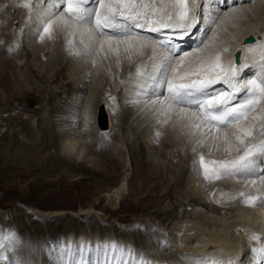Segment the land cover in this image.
Instances as JSON below:
<instances>
[{
  "label": "bare ground",
  "instance_id": "obj_1",
  "mask_svg": "<svg viewBox=\"0 0 264 264\" xmlns=\"http://www.w3.org/2000/svg\"><path fill=\"white\" fill-rule=\"evenodd\" d=\"M88 1L89 3L85 5L86 8L91 10L97 7L95 0ZM248 1H253L252 5L246 3ZM7 2L11 4L12 7L16 8V12H18V15H22L15 23V28L18 27L19 29H21L22 33L20 36L18 35L17 38L13 39L12 42L14 45H16L17 43H20V45H22L24 43L29 54L28 56H31L34 61H37L38 59L36 56L38 50L46 51L47 53H45L50 55L48 57H45V61L49 64V66H51L54 52H58L57 54H60V56L66 61L65 67L67 68V70H71L70 74H72V76L74 77L76 76L75 81L77 82H80L81 79L83 77H86L85 75L89 73L94 78H98L105 82H111V78L115 77L114 75H112L113 72H117V68L119 69V67L121 66L124 67L123 74L120 78H118L116 84L112 87L110 86L109 90H104L105 93L104 95H102L103 98L95 99L92 102H89L88 105L83 106L84 108H86L87 106L92 107L93 129L88 132L89 134L92 133V131L93 133H99L102 136L109 134L111 136H115L116 139L118 138L120 142V140L122 139V137H120L122 135L120 134L121 132H116L115 134L112 133L115 127H119L124 130L123 123H130V127L132 123L138 118V115L141 116V114L143 115V123L147 119L149 120V122L153 121L154 123L150 135L146 134L148 138L146 139V136L144 138L146 140L143 143L140 142L137 146V148L139 149H131V151H129L128 149L129 153L127 152L128 154H123L124 156L122 158V163L118 161H116V163L114 159H111L112 162L109 163L111 164V167L113 169L112 171L117 170V173L116 175H110L102 170L104 168V162L102 161V163H99V161H97L96 159V157L98 156H94L96 154H99L104 157V149L103 152H101L100 149L102 150V147L99 146V144H93V147L90 148L91 146H89L88 144L89 142H91V136L89 137V135H86V137L84 138L85 143L80 140L83 138V133L87 131L84 127H86V125L90 123L91 119L87 117V114H85L87 109L83 111L84 115L86 116H83V119L81 121L77 119V115L74 112H76V108L81 104L82 101L80 100L81 97L79 94L73 93L74 88H72V85H67L64 90L61 91L66 94L67 98L69 97L68 94H70L71 96L68 98L70 100L65 101V103H67L70 108V110L65 111V114H62L59 110H54V114H49L47 111L41 110L43 108L42 104L38 103L37 101L32 102L33 100H31L34 96L32 94L34 93V91L30 90L32 91V93L30 91L25 92L24 96L27 95V100L25 99V102H28L25 103L28 110L26 117H30L32 119V122L24 125L22 130L20 131L21 133L19 132L18 135L23 134L24 131V138L30 139V141L34 143V141H36L35 137L30 134H26V132L28 133V131L37 128V125L39 128L44 122L51 125L54 122H57L56 124H58V128L61 130V132H59L57 135L59 137V142H56L55 153L57 154V157L59 156L61 158L59 162L63 163H61V165L54 163L53 165L56 166L54 168V171H56V173H59L58 169L63 168V165H66L65 167L68 166L67 168H70L74 171V173L71 175L74 178H81L84 174H90V178L95 182V187L102 191L101 195L107 202V206H109H106L101 210V216L103 217H100V220L103 219L105 217V214L107 213H110L111 215L116 214V210H113L112 207L117 206L118 202L122 199V195L128 190V186H130L129 181L126 179L127 173H125V171H128L129 166L132 167L136 165L137 169L135 173L136 183L131 180V187L135 189V192L133 191L135 193H133V197H135L137 202L140 201L141 204L145 206L142 207L141 205V208L143 209L139 208V210L147 211L151 209V207L157 206L160 203L161 197L159 195L153 196L152 192H149L151 190H158L164 182V180L160 181V179L163 178V173H159L158 171L161 170L160 168H162L163 170H166V172H173V169L169 167L171 163V152L173 151L175 152V155L183 156V147L186 144L191 145L197 140L199 142L205 140L204 143H206V146L204 145L205 147L201 148L200 150L198 149L199 152L196 151L198 153L194 158H191L192 162V159H194L195 162H193L194 164H192L195 165L194 167L198 171L197 175H195V180L192 179L191 181V187L193 189L198 188V190H200V186H197L198 184L195 186V182L201 180V177L202 179H204L202 170L199 168L198 164L199 156L204 155L206 160L222 158V149L218 151L215 147V144L218 142L213 141L211 137L202 138L198 131H195L188 126L190 123L189 121L180 120L177 116V113H179L180 111L179 106L174 107V111L170 114V118L167 119V123H165L164 121L166 117L159 114V105H157L155 109H152L151 102H145L144 95L139 93V87L137 84L138 78L136 76V66H140L142 70L148 71L153 63V60L155 59V61L158 62L161 56L165 54V49L161 48L159 44H152L151 42H148V46L146 48L140 49L139 51L132 50L131 52H125L124 46H121L118 52L98 53L97 49L99 48V42L97 41L91 52H89L85 47V44L87 43L86 36L82 37L79 30L74 32L72 28L65 26L60 21V17H63V19L67 20L70 25H76L77 29L83 28L86 30L91 27V25H80L79 22L73 20L72 17L63 10L65 7V0H33L31 13L28 9L20 7V4L23 2V0H7ZM157 6L159 7V4H157ZM195 7H197L201 13L199 23L194 29L190 30V35H186L183 39H174L173 41L174 45L180 49V54L192 52L194 53V57L190 59L198 57L200 61L205 65L214 63L215 58L218 55L221 68H228L231 65L232 67L240 69L237 76L238 80L243 81L257 78V76L260 75L261 66L264 65V59H262L261 55L262 53H264V0H220L218 16L214 14L218 10L217 5L212 4L210 6L208 0H205L202 8H199V5H196ZM1 9H3V6H0V10ZM249 13H251V15L253 13H257L256 16L258 15V17H254V15L248 17ZM49 19H55L57 21V23L53 24V27L50 30L52 38L48 39L46 36L44 40H41L39 39V34L42 31L41 25ZM166 31L167 30H164L159 33L145 31L143 34L150 36L153 39L159 40L165 36ZM82 39L85 41L84 43L81 42ZM33 41H37L38 45L37 43L36 45H32ZM12 45L10 47H12ZM197 47H199L201 51L196 52L195 50L197 49ZM55 49H57V51ZM249 49H251V51H249ZM153 52H155V56H153ZM235 53H239L240 62L238 64L234 63ZM57 54L55 56H58ZM185 63H187V61ZM216 73L223 75L220 68L215 69V73L213 74ZM32 76L38 78V75L36 74H32ZM7 83L8 82H6L5 84ZM107 86L109 87V85ZM121 87H124L128 92L125 98H127V103L132 110L130 112H123L127 114L125 118L126 121L123 120V117H121L120 104L122 103L119 104L118 102L119 99L121 100ZM214 87L220 88L222 87V85L217 84ZM9 91L11 92V90ZM37 91H39V89ZM138 95L139 99L137 100ZM110 97H115L116 99L112 100L110 99ZM153 99H155V97H153ZM161 99H163V97H161ZM108 102L113 106L111 110L108 108ZM36 103H38L37 105H39L40 107L36 108ZM104 103H106L107 105L106 107H104V110L106 112L104 114L105 126L99 127L98 112L100 109H102ZM20 104L22 105V102ZM262 106H264V104H258L256 106V112L250 113L248 120L244 121L243 123L258 124L259 121H253L252 116L260 115L259 110ZM50 107L52 108L53 105ZM46 112L48 114V117L44 116ZM49 112L52 111L49 110ZM95 114L97 115V126ZM34 116H36V118ZM150 117L152 118L151 121L149 119ZM74 124L77 126L76 131L72 130L75 128H73ZM164 127H167L170 132L167 136V140L169 139V142H166L164 140L163 145L165 150L158 154L156 152H154L152 155L150 153H147L148 156L142 157L144 153L143 151L148 150V147L150 145L149 142L153 137V133L155 135L159 130L160 134L161 132H163L164 134ZM52 129L53 128H50L51 131ZM133 130L135 131L137 129L135 128ZM221 131H224V129H221ZM228 131H231V129H229ZM14 136L16 137L17 134H14ZM17 138L18 137L15 138V144L18 146L19 140ZM99 139L101 140V138ZM154 139L156 138L154 137ZM114 144V149L118 154H120L119 152L121 151H119V147L116 143ZM209 145H211L212 149H215V151L212 152L211 155L209 154ZM23 147H26L30 152V148L32 146L31 144L28 145L27 143H25ZM87 149L89 152H87ZM111 149L113 151V148ZM236 154L237 153L235 152V149H233L232 155L235 156ZM156 155L160 157L157 160V165L156 163H153ZM13 156L14 158H12L11 166L9 164L8 168L15 171V173L20 176L21 174H24L25 176L32 175L33 179L28 183L29 187L31 188V197L34 200H45L49 203V205L46 208L43 207V209L34 206L35 209L40 212V220H47V218L51 215L62 214V212L64 211L55 208L60 206V199H69V193L67 189H55L53 191H50L49 189L44 190L43 186L56 185L60 182L62 183L66 181V175L61 173V175L57 177V174L54 173L55 178L48 179L44 177V179L41 180L44 181L41 186L40 184L36 183V181L38 180V176L37 178H34L33 175H35V173L32 174L31 172L32 170L34 171L35 169H37L35 159L30 156V154L28 156L26 155L27 157L23 160L24 164L21 167L20 162L18 161L19 158L14 154ZM47 160L51 159L49 158ZM142 165H145V167H143ZM148 166H153L154 168L150 170L147 168ZM191 167L193 168L192 165ZM43 170L45 173H49L51 171H49V169H47L46 167L43 168ZM142 170L146 171L143 172ZM155 170H157V172H155ZM186 170L187 169L184 165L182 172L184 173ZM147 171H149V173L158 175L156 177L151 174V176H148L149 174L147 173ZM256 171L257 177H252L247 180L239 178H225L221 180L204 179L207 184L212 185L211 190H213L217 185L219 186L221 183H223V181L227 182L228 189L225 190L226 192H224L223 198L226 202L230 203L238 199L237 201L239 203L236 202L237 205L234 207L227 209L223 207L221 210L217 209L218 211H213L215 208L212 207L213 210L209 212L206 211L207 206L204 201L202 202L200 201V199H190L186 203H182L181 201L182 205L178 206V209L183 206L185 207L182 213L183 215L180 220L178 219V223H176V225L171 228L169 238L165 239L171 243V250L173 252L168 257L155 254L145 255V252L143 250L134 251L133 247L135 244L119 240L118 238L110 237V234H113V236L121 235V232H118L121 230H119V227L116 228L113 226H101L95 227L94 231L92 230V228L89 230V228H87L85 224L80 225L79 227L75 225V227L73 228L75 233L74 235H72L69 232H65V228H62L61 226H54V224H51V226H54L51 234L54 235L53 233H60L62 236V241H57L58 245L53 249H48L47 245V258H42L43 260L45 259L44 261H40V255L37 254L38 252L30 255V258L28 257L29 259L27 258V261L25 262V260H20V258H18V255L15 254L16 251H12L13 253H8L7 250H4V255L8 257V259L0 261V264H15V262H22V264H120L121 254L118 250L115 253L113 252L112 248L110 247L113 244L117 245L118 248L127 246V248L131 250V254L129 252L123 253V261H129L131 259L136 261L137 264H139L140 260L147 261L148 264H237L238 261H241V258H243L242 264H264V199L257 200L256 203L251 205L244 203L248 195L264 198V184H261L258 179L259 174L261 172H264V157L258 160V167ZM194 172L196 173V170ZM198 175L201 177L199 178ZM252 179H256L255 184L251 182ZM138 181L140 183H137ZM153 181H155V183L151 184L150 182ZM231 181H233V183L235 184H230L229 182ZM101 183H104L106 187H104V185H102ZM180 184L181 183L179 181H175L174 184L170 185L169 191L166 192L170 193L171 190L176 188L178 189ZM139 188L140 190H138ZM222 188H224V186ZM233 188L236 189L237 192ZM8 192L11 195H16L18 193V189L13 188ZM82 192L84 193L85 191L82 190ZM241 192L245 193L246 195L244 197H241L239 195V193ZM140 193L144 195L146 194V196L143 197L144 195H137ZM216 197L217 196L215 194L213 196L215 202ZM24 198L26 199V197ZM151 201L155 202V204L148 206ZM131 203L133 204V206L137 205L133 201H131ZM138 205L140 204L138 203ZM188 205H191L192 213H189V211L186 209ZM92 206L93 208L95 207L94 204ZM198 208H202L203 211L202 209L197 211ZM93 210L96 211L95 209ZM157 210L158 209H155L153 211L156 216L162 215L164 213L163 211ZM91 211L92 207L88 208L86 206L79 207L76 210L79 215L81 213H84L86 214V216L90 215ZM26 218H28L27 215ZM29 219L35 220L32 217H30ZM73 221L77 222L76 219H74ZM31 223L37 224L38 228L36 231L39 232L40 230L38 229L40 228V226L39 222H37V219L35 220V222ZM128 225L134 227L135 225H137V223L132 222ZM98 232L101 233V235H99ZM10 233V228H3V230L0 232V239L6 238ZM137 233L134 234L133 232L134 240H139ZM86 236L87 238H85ZM12 243V240L10 241L5 239V244L8 246V248L10 247V245H13ZM23 243L25 244L24 240ZM142 251L144 252L143 254ZM130 255H132V258L129 257Z\"/></svg>",
  "mask_w": 264,
  "mask_h": 264
},
{
  "label": "rangeland",
  "instance_id": "obj_2",
  "mask_svg": "<svg viewBox=\"0 0 264 264\" xmlns=\"http://www.w3.org/2000/svg\"><path fill=\"white\" fill-rule=\"evenodd\" d=\"M246 3L252 5L253 1H248ZM0 6L1 7L3 6V9L0 10V16H1L0 17V232L3 230V228H10V232H11L10 234L15 233L16 236L18 237V239L13 241L12 243L13 245H10L11 248L10 247L8 248V246L5 244V239H7V237L10 234L7 235V237L4 239L3 238L0 239V245L4 246L2 249H0V251L7 250L8 253L12 251L13 252L16 251L15 254L18 255V258H20V260L22 259L25 260V262L27 261L28 257L30 258V255H33L38 252L37 254L40 255V261L42 262L43 260L42 258L45 259L47 258L46 257L47 245H48V249H53L55 246L58 245V242L62 241L61 239L62 236L60 233H53L54 235L51 234L54 226H61L62 228H65L66 230L65 232H69L72 235H74L75 231L73 230V228L75 227V225L79 227L80 225L85 224V226H87L89 230L92 228V230L94 231H95V227H101V226L102 227L113 226L116 228L119 227V230L120 229L123 230L124 228L123 231L121 230L118 231L121 232L120 233L121 235L113 236V234H110L111 235L110 237L118 238L119 240H123L125 242L135 244L133 247L134 251L143 250L145 252V255L155 254L159 256L161 255L168 257L173 252L171 250V243L165 239L169 238V233L171 231V228H173V226H175L176 223H178V221L181 219L183 215L182 213L185 207L183 206L179 208L180 210L178 209V206L182 205L181 201L182 203H186L190 199H195V200L200 199V201L202 202L204 201V203L207 206L206 211L209 212H211L213 208H215L213 211H218L221 210L223 207L227 209L237 205L236 202H238L237 201L238 199H236V201L235 200L232 201L234 204L232 202L230 203L224 200L223 194L224 192H226L225 190L228 189L227 187L228 183L225 181H223V183H221L219 186L217 185L216 187H214L213 190H211L212 185L207 184V182L204 179H202L201 176L198 175L199 178L201 177V180L195 182L196 183L195 186L198 184L197 186L198 187L200 186L199 187L200 190H198V188L193 189L191 187L192 186L191 181L192 179L195 180V175H197L198 172L197 169L194 167L195 165H193L194 164L193 162L195 161L194 159H192L193 160L192 162L191 158H194L195 155L199 152L198 149L200 150L201 148L206 146V143H204L205 140L202 141L203 143L200 142L199 144L197 140L196 142H193L194 144L193 143L191 145L186 144L183 147L184 148L183 156L181 155L178 156L175 155V152L173 151L171 152L172 153L170 154L171 163L169 167L173 169V172L171 173L166 172V170H163L162 168H160L161 170L158 171L159 173L160 172L163 173V178H161L160 181L164 180V182L162 183V186L158 190L156 191L151 190L149 192L150 193L152 192L153 196L159 195L161 197L159 203L160 205L158 204L157 206H153L151 207V209L147 211L139 210V208H141V205L142 207L144 205L141 204L140 201L137 202L135 197H133L135 194L134 193L135 189L131 187V180L134 183H136L135 173L137 169H136V165L132 167L129 166L128 171H125V173H127L126 179L129 181L130 186H128V190L122 195V199L121 201L118 202L117 206L112 207L113 210H116L115 212L116 214L111 215L110 213H107L105 214L104 217L105 219L103 218L104 220L103 219L100 220V217H103L101 216V210L107 206V202L104 200V197H102L101 195L102 191L97 187H95L96 186L95 182L90 178V174H84L82 175L83 177L81 178L80 177L74 178L71 176L74 173V171L71 170L70 168H67L68 166L65 167L66 165H63V168L58 169L59 173H56V171H54V168L56 167L55 165H53L54 163L60 165L61 163H63V162H59L61 158L59 156L57 157L56 156L57 154L55 153L56 142L57 143L59 142V137L57 135L59 132H61V130L58 128V124H56L57 122H54L52 125L44 122L41 124L39 128L37 125V128L28 131V133L26 132V134H30L35 137L36 141H34V143H32L30 139L24 138L23 136V134L25 133L24 131L23 134L18 135L24 125H27V123L29 124L32 122V119L30 117L28 116L26 117L28 110L25 103L28 102H25V99L27 97V95L24 96L25 92L30 90L34 91V93L30 91L34 95L33 96L34 99L33 98L30 99L33 100L32 102L37 101L38 103H41L43 107L41 110L47 111L49 114H54L53 112L54 110H59L62 114H65L66 113L65 111L70 110L69 105L65 103V101L70 100L68 98L71 96L70 94H68L69 97L67 98L66 94L61 91L64 90V88L67 85H72L73 86L72 88H74L73 93L79 94L81 97L79 98L82 101L81 104L76 108L77 109L75 110L76 112H74L77 115V119L81 121L83 119V116L84 117L86 116L83 113L85 109H87L85 114H87V117L91 119L90 123H88L86 127H84L87 131L83 133L82 135L83 138L80 140L83 143H85L84 138L86 137V135H89V137L91 136L90 137L91 142H89L88 144L89 146H91L90 148L93 147V144L94 145L99 144V146L102 147V150L100 149V151L103 152L104 149L105 152L104 157L99 154H96L94 156H98L96 157V159L97 161H99V163H102V161L104 162V168L102 170L110 175H116L117 173L116 172L117 170L112 171L113 169L111 167V164L109 163L112 162L111 159L112 160L114 159L115 162L118 161L122 163V158L127 152L129 153L131 149L132 150L139 149L137 148L139 143L140 142L143 143L148 138L147 135H150V132H152L151 129H153V125H154L153 121H151L152 118L151 117L149 118L151 122H149V120L147 119L146 120L147 122L145 121L143 123V119H142L143 115L141 114V116L138 115V118L132 123L130 127H129L130 123L129 124L123 123L124 130L119 127H115L114 130L116 131L113 130L112 133L115 134L116 132L117 133L121 132L120 134L122 135L120 137H122V139L120 140V142L118 138L116 139L115 136H111L109 134L102 136L99 133L98 134L93 133V131L92 133L89 134L88 132H90V130L93 129L92 107L87 106L86 108H84L83 106L88 105L89 102H92L95 99L103 98L102 95H104L105 93L104 90L105 89L109 90L110 86L112 87L113 85L116 84L118 78H120L123 74L124 67L121 66L119 67V69L117 68L116 70L117 72H113L112 75L115 76V77L113 76L115 79L111 78L112 79L111 82H105L98 78H94L90 73L86 74L85 75L86 77H83L80 82H77L75 81L76 76L74 77L72 76V74H70L71 70H67V68L65 67L66 61L60 56V54L59 55L57 54L58 52H54V57H52L53 61L51 63V66H49V64L45 61V57H48L50 55V54H46L47 53L46 51L38 50L36 54L38 59L37 61H34V59L31 58V56H28L29 54L27 52L26 45H24V43L22 45H20V43L19 44L17 43L18 45L17 44L14 45L12 42L13 39L17 38L18 35L20 36L22 33L21 29H19L18 27L15 28V23L18 21V18L22 15L21 14L18 15V12H16V8L12 7L11 4L7 2V0H2V1L0 0ZM256 14L257 13H253L251 15V13H249L248 17L253 15L254 17H258V15L256 16ZM36 43L38 45L37 41L36 42L33 41L32 45L33 44L36 45ZM11 45L12 47H10ZM55 50L57 51V49ZM56 54L58 56H55ZM43 64L44 65L46 64L45 66L47 68ZM32 74L38 75V78L37 77L35 78L34 76H32ZM6 82H8L9 84L8 83L5 84ZM84 84H86L87 86ZM107 85H109V87ZM38 89L39 91H37ZM120 89H121L120 94L122 95V97L120 95L121 100L119 99L118 102L119 104L122 103L120 104L121 117H123L124 119L123 118L122 119L126 121L125 118L127 114L123 112H130L132 110L130 109L129 104L127 103L128 102L127 98H125V96H127L128 93L127 90H125L124 87H121ZM9 90H11V92ZM15 95H17L18 97ZM21 102L22 105L20 104ZM38 103H36V108L40 107L39 105H37ZM50 104H52L54 108L53 107L51 108L50 106L52 105ZM107 104L109 106L108 108L111 110V108L113 107L112 104L109 102ZM106 106H107L106 103H104V106H102L104 114L106 113L104 110V107ZM49 110L52 112H49ZM47 112L44 114L45 117H48ZM96 114H95V118H96V126H97ZM34 117L36 118V116ZM75 124L73 126V128L75 127L74 129L70 127L73 131L77 130L76 128L77 126ZM50 128H53L52 131L50 130ZM135 128L137 130L134 131L133 129ZM164 130H165L164 134L163 132H161L160 134L159 130L156 132L155 135L153 133V137L150 139L149 142L150 145L148 147V150L143 151L144 153L142 152L143 153L142 157L148 156L147 153H150L152 155L154 152L158 154L165 150L163 145L164 140L166 142H169V139L167 140V136L169 135L170 132L167 127H164ZM14 134H17L16 137H18L17 139L19 140L18 146L15 144L16 137L14 136ZM145 137L146 139H144ZM154 137L156 139H154ZM99 138H101V140ZM25 143H27L28 145L31 144L32 147L30 148L31 149L30 152L29 150H27L26 147H23ZM114 143H116L117 146L119 147L118 149L119 151H121L119 152L120 154H118L114 149L115 148ZM99 146H98V150H99ZM194 147H195V151L192 152ZM111 148H113V151ZM209 149H210L209 153L215 151V149L211 148V145H209ZM87 152H89L88 149ZM13 154L19 158L17 159L20 162L21 167L24 164L23 160L29 154L35 159L37 169H35L34 171L32 170L31 172L32 174L35 173V175H33L34 178L35 177L37 178L38 176L37 178L38 180L36 181V183L40 184L41 186L44 182L41 180L44 179V177L48 179L55 178L54 173L57 174V177L61 175V173L66 175L65 176L66 181L62 183L60 182L57 183L56 185L43 186L44 190L49 189L50 191H53L55 189H62V190L67 189L69 193V199L67 200L66 198L60 199L59 202L60 206L55 208L64 211L62 212V214L51 215L50 217L47 218V220L45 219L40 220L41 218L39 217L40 212L37 211L34 206L43 209V207L46 208L49 205V203L46 202L45 200L37 201L31 197V188L29 187L28 183L33 179L32 175L25 176L24 174L23 175L21 174L20 176L17 175L15 171L8 168L9 164L11 166L12 158H14ZM49 158L51 160H47ZM159 158L160 157L156 155V158L154 159L153 163L154 164L156 163L157 165V160ZM184 165L185 168L187 169L185 171L186 173L182 172ZM191 165L193 166V168L191 167ZM44 166L47 169H49V171L50 170L51 171L49 173H45L43 170V168H45ZM142 166L145 167V165ZM189 166L191 167V169ZM147 168L151 170L154 167L148 166ZM189 170L190 172L192 171L191 172L192 174L189 172ZM195 170L196 173L194 172ZM142 171L144 172L146 170H142ZM155 172H157V170H155ZM147 173L149 174L148 176L153 175L154 177H156L158 175V174L149 173V171H147ZM175 181H179L181 183L178 189L177 188L173 189L170 191V193L166 192L169 191L170 185L174 184ZM137 183L140 182L138 181ZM150 183L154 184L155 181ZM229 183L232 185L235 184L233 183V181ZM101 184L104 185V183ZM222 185L224 186V188H222L223 187ZM104 187L106 186L104 185ZM13 188L18 189V193L16 195H11L8 192ZM82 190H84L85 192L83 193ZM138 190H140V188ZM215 194L217 196L216 202L215 199L213 198ZM137 195L143 196L144 194L140 193ZM145 196L146 194L143 197ZM24 197H26V199ZM222 199L225 202H223ZM131 201H133L137 205L139 203L140 205L133 206ZM93 204L95 206L94 208L92 206ZM154 204L155 202L151 201L148 206ZM85 206L88 208L92 207L91 214L86 216V214L81 213L79 215L76 212V210L79 207H85ZM191 208H192L191 205H188V207L186 208L189 211V213H192ZM93 209H95L96 211H94ZM155 209H158L159 211H163L164 213L162 215L156 216L155 213H153ZM200 209L202 208H198L197 211H199ZM26 215L28 218H26ZM30 217L34 218L35 220L37 219V222H39V226H40V228L38 229L40 230L39 232L36 231L38 228L37 224L31 223V222H35V220L33 219L30 220L29 219ZM71 219L73 220L76 219L77 222H74ZM132 222L137 223V225H135L136 227L128 225L131 224ZM51 224H54V226H51ZM133 232L134 234L138 232L137 234L139 240H134ZM99 235H101V233H99ZM85 238H87V236ZM23 240L25 241V244L23 243ZM143 251L142 254L144 253ZM131 256L132 255H130L129 257L132 258Z\"/></svg>",
  "mask_w": 264,
  "mask_h": 264
},
{
  "label": "snow or ice",
  "instance_id": "obj_3",
  "mask_svg": "<svg viewBox=\"0 0 264 264\" xmlns=\"http://www.w3.org/2000/svg\"><path fill=\"white\" fill-rule=\"evenodd\" d=\"M87 2L65 0L63 10L80 25H91L90 28L77 29L63 17L60 21L74 32L79 30L82 37L86 36L85 47L89 52L97 41L98 53L118 52L121 46H124L125 52L139 51L146 48L148 42L165 49V54L158 62L154 59L148 71L136 66L139 93L144 95L145 102H151L152 109L159 105V114L166 117L165 123L174 107L179 106L177 116L180 120L189 121L188 126L198 131L202 138L211 137L218 142L215 147L218 151L222 149V158L206 160L204 155L199 156L198 164L204 179L247 180L257 177L258 160L264 157V106L259 110L260 115L252 116L253 121H259L258 124L243 122L248 120L250 113L256 112L258 104H264V65L257 78L242 81L237 79L240 69L231 65L221 68L218 55L214 63L205 65L198 57L190 59L194 57L192 52L180 54V49L173 43L174 39L190 35V30L197 26L201 13L195 6L202 8L205 0H95L97 7L91 10L85 7ZM219 2L208 0L210 6L217 5L216 16L219 15ZM32 3L33 0H23L20 7L31 13ZM55 23V19L44 22L39 39L44 40L46 36L51 39L50 30ZM164 30H167L165 36L159 40L143 34L145 31L159 33ZM81 42L85 41L82 39ZM195 51L201 49L197 47ZM261 55L264 59V53ZM217 68L223 75L213 74ZM217 84L222 87H214ZM233 149L237 153L235 156L232 155ZM258 179L264 184V172L259 174ZM251 182L255 184L256 179ZM239 195L244 197L246 194L241 192ZM262 199L248 195L244 203L251 205ZM7 239L15 241L18 237L12 233ZM3 247L0 245V249ZM110 247L114 253L118 250L121 254L120 264H137L131 259L123 261V253L131 254L127 246L118 248L113 244ZM5 259L8 257L0 251V261ZM242 259L237 264H242ZM139 264L148 262L140 260Z\"/></svg>",
  "mask_w": 264,
  "mask_h": 264
},
{
  "label": "water",
  "instance_id": "obj_4",
  "mask_svg": "<svg viewBox=\"0 0 264 264\" xmlns=\"http://www.w3.org/2000/svg\"><path fill=\"white\" fill-rule=\"evenodd\" d=\"M239 61V53H235L234 55V63L238 64ZM98 126L99 127H104L105 126V118H104V113L102 109L99 110L98 112Z\"/></svg>",
  "mask_w": 264,
  "mask_h": 264
}]
</instances>
